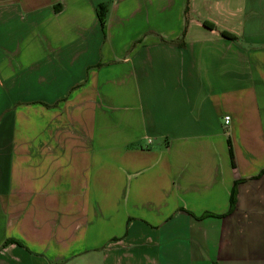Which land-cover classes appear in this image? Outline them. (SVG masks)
<instances>
[{
	"label": "crops",
	"instance_id": "crops-1",
	"mask_svg": "<svg viewBox=\"0 0 264 264\" xmlns=\"http://www.w3.org/2000/svg\"><path fill=\"white\" fill-rule=\"evenodd\" d=\"M0 264H264V0H0Z\"/></svg>",
	"mask_w": 264,
	"mask_h": 264
},
{
	"label": "trees",
	"instance_id": "trees-1",
	"mask_svg": "<svg viewBox=\"0 0 264 264\" xmlns=\"http://www.w3.org/2000/svg\"><path fill=\"white\" fill-rule=\"evenodd\" d=\"M98 10H99V17L100 20L103 24V26H105L106 23V17H107V6L105 4H100L98 5ZM207 26L211 27L212 25L209 23H205ZM222 35L232 39L233 36L228 33V32H222ZM236 198H237V184L233 187L232 192H231V210H234L235 205H236Z\"/></svg>",
	"mask_w": 264,
	"mask_h": 264
},
{
	"label": "built area",
	"instance_id": "built-area-1",
	"mask_svg": "<svg viewBox=\"0 0 264 264\" xmlns=\"http://www.w3.org/2000/svg\"><path fill=\"white\" fill-rule=\"evenodd\" d=\"M231 117L229 115L225 116V123L228 124L230 122Z\"/></svg>",
	"mask_w": 264,
	"mask_h": 264
}]
</instances>
